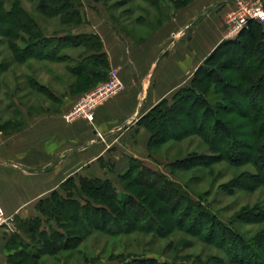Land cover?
<instances>
[{"label": "trees", "instance_id": "trees-1", "mask_svg": "<svg viewBox=\"0 0 264 264\" xmlns=\"http://www.w3.org/2000/svg\"><path fill=\"white\" fill-rule=\"evenodd\" d=\"M26 1L33 2L40 14L56 19L62 31L47 35L21 5V0H12L7 8V0H0V37L7 40L11 52L10 63L23 64L32 59L66 62L74 58L66 51L77 50L75 60H71L74 64L67 67L69 73L75 76L70 85L71 91L82 90L81 95L107 79L110 68L100 36L73 32L86 20L82 0ZM148 1L154 5L153 1ZM191 1L181 0L177 8ZM173 3L175 5L174 0ZM263 26L250 20L234 38L223 39L203 59L186 86L148 110L140 122L151 135L149 152H155L163 141L175 139L176 128V131H183L178 133V138L199 135L210 148L209 156L213 158L251 163L257 171L256 176L264 180ZM29 84L35 91L48 92L53 97L48 86L32 77ZM181 96V101H178ZM165 115L173 119V126L166 135H162L164 130H157L156 123L158 118ZM175 117L179 120H175ZM235 124L238 128H235ZM21 125V120L10 118L0 121V131L11 133ZM174 163L175 160L171 164ZM250 177L256 178L255 175ZM159 180L162 187L156 183ZM118 185L122 191L108 178L68 177L59 190L55 189L49 196L36 202L37 215L15 217L14 225L19 234L10 236L8 248H14V251L7 256L9 264H47L38 261L43 256L55 254L58 249L77 247L92 231L108 235L127 231L164 233L166 229L162 222L148 209L152 207L158 214L164 212L155 205L157 201L169 207L166 213L171 218L175 217V228L182 231L188 227L196 228L192 235L221 251L227 264H264V254L255 247L256 240H247L229 224L192 201L186 191L165 173L152 169L141 160L131 159L128 169L119 175ZM164 188L169 192L175 190L174 198L165 199ZM138 195H143L146 203L139 200ZM175 197L179 200L175 201ZM120 215L127 217L125 225L118 224ZM141 215H146L147 219ZM252 215L258 219L259 215ZM187 219H190L189 224ZM256 236L264 247V229L258 231ZM123 260L120 264H126L127 261ZM133 260L137 261L134 263ZM133 260L130 264H163L153 258Z\"/></svg>", "mask_w": 264, "mask_h": 264}, {"label": "crops", "instance_id": "crops-1", "mask_svg": "<svg viewBox=\"0 0 264 264\" xmlns=\"http://www.w3.org/2000/svg\"><path fill=\"white\" fill-rule=\"evenodd\" d=\"M232 2L192 0L176 11L177 29H186L180 35L174 30V36L163 21L137 36L108 14L83 7L86 20L75 31L100 36L109 68L117 69L122 89L95 109L92 122H69L65 114L82 90L71 91L75 76L66 69L63 81L62 75H51L44 83L59 81L62 86L60 93L53 91L56 100L60 99L56 107L22 114L17 131H0V205L13 216L11 230H0V264H9L7 256L14 251L8 246L10 236L19 234L15 217L37 215L36 202L59 190L68 177L108 178L118 185L131 159L152 168L157 155L149 152L151 135L140 119L189 82L203 59L224 39L222 16ZM68 74L72 81L67 80Z\"/></svg>", "mask_w": 264, "mask_h": 264}, {"label": "rangeland", "instance_id": "rangeland-1", "mask_svg": "<svg viewBox=\"0 0 264 264\" xmlns=\"http://www.w3.org/2000/svg\"><path fill=\"white\" fill-rule=\"evenodd\" d=\"M11 1L7 0L6 8L9 7ZM82 1H84L83 7L86 6L89 11L108 14L110 18L116 19L122 28L137 36L145 35L160 21H163L164 24L168 23L166 26L172 32L175 30L177 35L186 29L185 27L178 30L175 22L176 11L187 6L177 8V3H180L181 0H174L175 5L173 0H151L154 5L148 0ZM21 3L47 35L62 31V26L58 21L37 12L33 2L21 0ZM73 32L75 33V29ZM66 52L74 58L77 56V50ZM10 59L11 52L7 40L0 37V121L10 118L22 121V114H39L46 108L56 107L59 104L60 99L56 100L57 97L53 93V91L61 90L62 86L59 81L46 85L53 93V97H50L48 92L35 91L30 86L29 80L32 77L39 83L46 84L51 75H57V77L62 75L63 78H60L62 80L65 78L63 74L67 75L65 71L67 67L74 64L71 61L73 59L66 62L32 59L23 64L10 63ZM67 80L72 81L69 74ZM188 83L182 84L180 87L186 86ZM182 97L178 101H181ZM178 117L180 118L181 115ZM179 118L175 117V120H179ZM158 120L157 130L163 129L162 135H166V132L172 129L171 121L173 119L165 115ZM237 124L234 125L235 128H238L239 124ZM178 133H183V131H176L175 128V139L165 140L158 148H155L153 153H156L157 156L153 158L154 161H151L152 169L165 173L171 181L178 183L177 186L186 191L192 201L229 224L247 240H256L255 247L264 254V247L261 246L259 238L257 239L256 236L258 231L264 229V180L261 176H256L257 171L251 163L228 162L220 160L218 157L213 158V156H209L210 148L199 135L190 134L178 138L176 137L179 136ZM174 160L175 163L171 164ZM254 175L256 178L252 179L250 176ZM156 183L162 187L160 180ZM116 186L122 191L119 185ZM163 195L165 199L171 200L170 197L174 198L175 190L169 192L167 188H164ZM138 197L139 200L146 201L143 195H138ZM176 200H179L178 197H175ZM155 205L160 206L159 211L164 210L165 213L169 209L166 204H160L159 201ZM148 209L151 214L160 219L166 229L164 233L161 231L158 234L127 231L108 235L92 231L78 245L79 247H75L73 244L71 249H58L55 254L43 256L38 263L120 264L125 259L126 264H130L133 258L144 257L156 259L157 262L163 264H227L226 257L221 251L206 245L198 237L192 235L196 232V228L188 227L185 231L179 230L177 227L175 228V217L171 218L164 212L158 214L153 211L152 207H148ZM253 213L259 215L258 219L253 217L255 216L252 215ZM244 215L245 218H243ZM141 216L143 219H147L146 215ZM177 216L179 217V215ZM191 216L194 217L192 213ZM118 218L121 219L118 224L125 225L127 217L120 215ZM186 222L189 224L190 219H187ZM133 261L135 263L137 260Z\"/></svg>", "mask_w": 264, "mask_h": 264}, {"label": "built area", "instance_id": "built-area-1", "mask_svg": "<svg viewBox=\"0 0 264 264\" xmlns=\"http://www.w3.org/2000/svg\"><path fill=\"white\" fill-rule=\"evenodd\" d=\"M264 25V0H233L223 16L224 39L234 38L248 21ZM174 36V33H171ZM122 89V82L116 68H110L107 79L83 92L65 114L68 121L83 119L92 122L95 109L115 97ZM13 216L8 215L0 205V230L12 228Z\"/></svg>", "mask_w": 264, "mask_h": 264}]
</instances>
